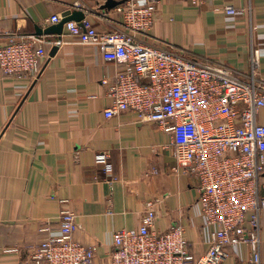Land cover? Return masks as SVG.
<instances>
[{"label": "crops", "instance_id": "obj_1", "mask_svg": "<svg viewBox=\"0 0 264 264\" xmlns=\"http://www.w3.org/2000/svg\"><path fill=\"white\" fill-rule=\"evenodd\" d=\"M0 0V48L12 35H36L56 26L53 16L80 11L99 32L122 28L123 0ZM226 6L244 10L234 16ZM76 22V21H74ZM47 46L40 74L0 72V264H26L46 240L60 235V214L77 216V242L96 248L95 264H111L114 233L137 230L145 204L154 202L156 228L183 226L191 252L207 251L196 180L175 169L171 136L127 111L106 118L112 105L103 80L121 66L100 49L69 36L41 35ZM139 39L215 62L248 81L252 52L259 51L264 80V0H160L148 36ZM264 125V108L258 115ZM109 166V168H107ZM264 196V175L261 177ZM264 264V214L261 216ZM48 230L44 231V229ZM251 248L231 249L223 264H249Z\"/></svg>", "mask_w": 264, "mask_h": 264}, {"label": "built area", "instance_id": "obj_2", "mask_svg": "<svg viewBox=\"0 0 264 264\" xmlns=\"http://www.w3.org/2000/svg\"><path fill=\"white\" fill-rule=\"evenodd\" d=\"M123 1L116 9L121 29L99 32L87 19L64 27L79 43L100 49L106 61L121 66L114 80H103L112 99L105 117L133 111L171 136L175 169L196 180L207 251L200 257L191 252L183 226L158 231L155 204L148 202L139 229L114 233L111 264H223L240 244L251 248L249 264H261L264 125L258 115L264 108V80L258 74L259 51L252 52L245 81L221 64L139 39L148 36L160 0ZM204 1L189 0L195 7ZM224 11L229 16L245 12L234 6ZM51 22L60 23V16ZM61 43L12 35L0 48V72L36 78L48 58L47 46ZM59 219L60 235L38 246L26 264H95L96 248L74 238L75 213L65 209Z\"/></svg>", "mask_w": 264, "mask_h": 264}, {"label": "water", "instance_id": "obj_3", "mask_svg": "<svg viewBox=\"0 0 264 264\" xmlns=\"http://www.w3.org/2000/svg\"><path fill=\"white\" fill-rule=\"evenodd\" d=\"M113 4H115V2L113 0H108L107 4L104 7L105 8H111L113 6ZM84 19H85V16L80 11H76V10L75 11H68V12H65L63 14V19L60 23H58L56 26L47 28L46 30H41L38 28L36 30V35L41 36V35L55 34V35L61 37L63 34L64 25L66 23L71 22V21H76L78 23H81ZM57 49H58V46H56L53 49L51 56L54 55V53L57 51Z\"/></svg>", "mask_w": 264, "mask_h": 264}]
</instances>
